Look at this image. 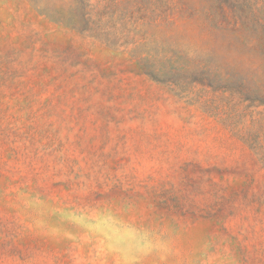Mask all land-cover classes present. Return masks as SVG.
I'll return each mask as SVG.
<instances>
[{
    "label": "rangeland",
    "instance_id": "rangeland-1",
    "mask_svg": "<svg viewBox=\"0 0 264 264\" xmlns=\"http://www.w3.org/2000/svg\"><path fill=\"white\" fill-rule=\"evenodd\" d=\"M0 264H264V0H0Z\"/></svg>",
    "mask_w": 264,
    "mask_h": 264
}]
</instances>
